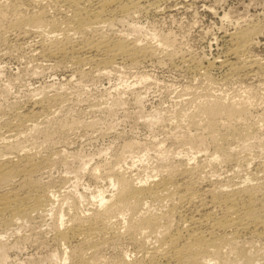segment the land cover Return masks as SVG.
<instances>
[{
    "label": "rangeland",
    "instance_id": "obj_1",
    "mask_svg": "<svg viewBox=\"0 0 264 264\" xmlns=\"http://www.w3.org/2000/svg\"><path fill=\"white\" fill-rule=\"evenodd\" d=\"M11 1L15 2V0H9V2ZM158 1V7L141 9V12L139 10V12L135 11L136 13H133V16H129L128 20H122V22L117 20L118 23L116 21L114 25H112L113 27L110 28L109 26V28H105V31L109 35H117V33L129 34V32H132L131 22L140 23L135 24L141 27L143 25V29H141L138 34L137 32L134 33V30V34H130L132 36L139 35L141 43L144 41L146 44L152 43L155 47L154 53L151 55L149 54L150 56L147 55V58L142 57V59H138L139 62L136 60V63H133L131 60L123 59L122 61V59H117V65H114V69L111 67L108 68L110 72L107 69L102 71V73L100 70H95V67L90 64H83V67L82 64L73 63L68 57H60L62 59L57 57V59L56 57L45 55L44 58V54H42V52L40 53L41 50L39 49L42 37L38 35L35 37L31 36L34 38L32 39L31 37L29 38V36H20L18 34L20 32L19 30H13V28L11 30V27H7L13 15L12 11L8 12V16L4 17L6 19L0 20V22H2L0 23V25H2L0 26V116L3 115L0 117V139L13 140L14 142L15 138L17 139L19 137L18 140L21 142L20 145H27L28 150L30 149L31 152L34 153V157L45 165L43 167L41 164L43 169L42 167L39 168L41 171L36 172L34 178H37L38 182L45 187L44 189L52 192L55 191L54 193H56V196L51 192L55 200V203L53 202L54 207L57 209L59 206L57 209L58 211H60L59 208L62 207L60 208L63 210L62 212L65 211L63 214H67L59 220V224L63 227L69 226L72 223L70 218L72 220L75 211L74 205L72 206V204H76L75 208L78 211H75L76 215L80 216L79 212H82L80 217H85L86 214H89L97 207L96 200L93 198L97 190L103 189L106 191L104 193L107 195H110V193L115 190V186L110 183V179L108 178V180L106 173H104L107 172L110 166L116 169L119 167L121 170L122 168L123 170L124 168H128L126 174L127 172L129 173V170H131L134 175H136V173L138 174V172L146 173L147 170L150 171L159 163L158 160L160 159L161 152L164 153L163 150H166V153L169 152L167 153L169 154L168 158L170 162H174L173 164L176 163L175 165H180V163L183 164L184 159H188L190 164L194 162L193 165H196L197 162L198 164L200 163V166L203 164V173L206 179L204 180L205 183L203 182L202 185L218 182L220 180L223 181L228 178L229 175L234 180H240L243 178V175L253 170L261 179V182L259 179L254 182L262 183V179L264 180V175H262L264 174V70H262V72L260 71L259 74L240 72V74L236 73L237 75H235V73H231L228 70L227 66L219 62L223 57L228 55L229 49L232 47V42L228 37L234 32V29L237 31L239 29H250L254 27L256 28L255 32H257H254L255 34L253 33L254 41L251 46H249L248 55L264 62V0ZM24 2L23 4L26 5L23 7L24 12H31L34 8L30 5V7L33 8L31 9L28 6V2L25 0ZM48 9H50V15L54 14L60 20L66 18L63 13L59 15L55 11V8L52 9V7H49ZM244 26H247V28ZM37 47L38 49L36 50ZM184 56H187V58ZM208 60H210V62ZM212 61L213 64L211 63ZM126 63L128 64L124 66ZM79 66L83 67V70H81ZM77 68L80 70H77ZM84 69L87 72L84 71ZM82 71H84L85 75ZM140 79L142 81H140ZM52 86L55 87L52 88ZM56 89L60 91L59 94ZM53 92L58 95L56 99H54L56 103L54 100H52L54 102L49 100L45 101V109L41 114L42 117L40 116V118H38V126L40 129L31 130L26 127V131H24L22 135L20 134L13 138L11 131L8 130L9 126L7 127L6 125H9V121L10 125L17 121V111L20 109H29L32 99L34 100V98H40V96L44 94H52ZM207 93L210 94V98H213L212 96L214 95H222L226 101L239 100L243 96H249L251 103L249 114H247L243 120L235 119L230 121L229 123L231 126H229V128L228 125L225 124L227 122V119H225L226 117L219 116L216 124L218 132L216 133H219V137L221 138L219 139L220 141L216 140V142L212 139V132L207 125H205V122H203V118L200 120V118L197 117L200 121L199 124L192 122L189 118L190 113L197 112V101L199 102L200 100L209 98L206 96ZM60 94H62L63 98H59L61 96ZM57 98H59V100ZM188 98L192 100H188ZM57 100L59 103H57ZM47 102L51 104L49 103L50 105L47 106ZM46 106L49 109L46 108ZM179 113L181 116H179ZM185 113L187 114L185 115ZM75 121L76 124L74 123ZM249 123L254 127L251 128V130H253L252 133L250 132L248 136L245 135V139H243L242 135H240L241 138H239V134L241 133L238 132H242L243 130L245 132V128L250 126ZM178 127L180 128L179 130H177ZM228 129H230V134H235L229 135L227 132ZM198 134L201 137L204 135L203 138L205 143H203L204 145L202 146H192L193 149H191L192 147L189 146L190 143H185L189 142L186 141L187 137L190 138V136L193 135V138H195L198 137ZM175 136H177L176 139ZM7 137H10V139ZM235 138L239 142L235 141ZM205 140H208V142ZM30 142L33 145H31ZM217 144H220V146L224 145L225 149L231 144L234 146H232L233 151L236 150L237 152L234 151L229 153L230 155H227L229 157L220 159L222 162L219 160L215 167H212L208 161L211 159L212 155L214 156V154H212L214 153L213 151H218L219 145ZM194 147L196 149H194ZM161 148L163 149L162 151ZM63 150L64 152H62ZM233 153L234 155L237 154V157L234 156ZM186 154H188L187 157ZM219 154L221 156L223 155L220 152ZM195 155L197 156L196 158ZM133 160L136 161L132 164ZM247 161H249V163ZM139 162L141 164H139ZM136 166L141 168H137ZM143 166L148 169L144 171L145 167ZM44 169H46V172ZM95 170L98 174L94 172ZM144 173L141 174L144 175ZM132 174L130 173L129 175ZM15 187L19 192H22V190L24 192H26V190L28 191V188L25 186H23V188L21 186ZM18 187L21 190L18 189ZM100 187H102V189ZM76 198L79 200H76ZM73 200L76 203H74ZM79 208L82 210H79ZM52 210L46 211L45 213L42 212L43 214L34 213L31 220L29 219L26 223H22V226L21 224L20 226L14 224V226L12 225L13 227L9 225L10 228H8L4 226V224L0 225L2 240H4L8 246L10 245L7 250L9 255H7V259L3 264H73L78 261L79 253H75L73 250L74 246L78 244L77 240L74 238L72 240L71 238L70 241H67L64 245L62 241L55 239L57 237L54 235L56 233L54 226H56V215L58 213ZM69 211L73 213L71 214L72 217L69 215ZM113 220L118 221L119 219L114 217ZM62 221L63 224L61 223ZM120 221L122 220H119V224H121ZM122 233L117 235L119 241L116 236H113L112 239L108 237L109 239L107 238L108 240L106 239V242L104 241L106 244L103 242V244L100 245L101 248H99L97 254V264L120 263L123 257H125V259H127V257L128 259L134 257L131 259L134 260L139 258V254H142L139 258L140 264H147L143 258L142 250L137 248V245L140 247L139 243L137 244L138 241L136 242L129 232L126 233V231H124V235ZM246 234H241L243 237V239L240 237L241 241H245L246 239L252 240L254 238V241L258 242H254V244H257V247H263L264 238L261 237L263 239L262 241L260 237H250L249 234ZM128 240L131 242H128ZM67 244L70 245L68 246ZM259 244L260 246H258ZM65 251L68 252V256H66ZM124 252L126 254L129 252L127 254L128 256ZM64 258L66 259L63 260ZM263 259L262 257V260ZM159 261L158 263L161 264L166 263L164 260Z\"/></svg>",
    "mask_w": 264,
    "mask_h": 264
},
{
    "label": "bare ground",
    "instance_id": "obj_2",
    "mask_svg": "<svg viewBox=\"0 0 264 264\" xmlns=\"http://www.w3.org/2000/svg\"><path fill=\"white\" fill-rule=\"evenodd\" d=\"M25 1L28 2L29 7L31 5L34 8L33 9L30 7L31 9H33L31 12H26V11L24 12L23 7L26 6L23 4L24 0H15V2L11 1L12 3L9 2V0H0V20L2 21L3 19H6L4 17L8 16L9 14L8 12L12 11L13 15L11 14L12 17L9 20V24L7 27H11V30L12 28L13 30L14 29L19 30L20 32L18 34L20 36L21 35L29 36L30 38L31 36L35 37L38 35L42 37L39 49L41 50L40 53L42 52V54H44L43 55L44 58H45V55L53 56L56 58L57 57L59 58L68 57L73 61V63L75 62L77 64H82L83 67H84L83 64H90L95 67L94 68L95 70L96 69L100 70V72L102 73V71L107 70L108 68H111V67L113 68L115 64L117 65L116 63V61H118L117 59H122V61L123 59L131 60L133 63H136V60L140 58L142 59V57L145 58L147 55L149 54L151 55L155 51V47L151 43V41H150L151 44H149L148 42H147L148 44H146L144 43L145 41L141 43L139 35L132 36L130 34V33L134 34L135 32H137L138 34V32H140L141 29H143L142 28L143 25L141 24L142 25L141 27L140 25H138L140 24L138 22H135L138 24L131 22L132 32H129L131 36L128 33H120V34L117 33V35L116 34L109 35L105 31V28H109V26L110 28L113 27L112 25H114V23L117 20H120L121 22L122 20L124 21L126 19L128 20V17L133 16L132 14L136 13L138 10L140 11L141 9L158 7V3H157L159 2L158 0H152V1H149V0H46V1L45 0H25ZM49 7H52V9L55 8L56 9L55 11L59 15H61L62 13L63 15L65 14L66 18L64 20L63 19L60 20L54 14H53L54 16L52 14L50 15L49 14L50 9H48ZM244 27L247 28V26H244ZM133 30H134V33H133ZM255 30H256L255 27L250 28V29L249 28L239 29L237 31H235L234 29V32H232L230 34V37H228L230 38L232 42V47H230L231 49H229L230 51L228 55L226 57H223L219 62L227 66L228 70L231 73H235V75H237L236 73L240 74V72H246L247 74L249 73L259 74L260 71L262 72V70H264L263 61L248 55L249 46H251L252 42L254 41L253 36L257 32V31L255 32ZM165 41H168V40H165ZM37 49L38 47L36 48V50ZM184 57L187 58V56H184ZM208 61L210 62V60ZM213 61L211 62L212 64H213ZM137 62H139V60ZM127 64L128 63L124 64V66H126ZM208 64L211 65L210 63ZM83 67H80V69L83 70ZM78 69L79 68H77V70ZM84 71L86 70L84 69ZM84 71H82L83 74H84ZM229 73H228V76H229ZM140 81L142 80L140 79ZM53 87L55 86H52V88ZM56 91L59 94L60 91H58L57 89ZM62 94L60 95L62 96ZM209 95L210 94L207 93L206 96L209 97ZM57 96H58L57 93L53 92L52 94H44L43 96H40V98L33 97L34 100L32 98H31L32 101L29 100L31 101V107L29 109L18 110L17 115H16L17 121H15V123H12L11 125L9 121V125L8 124L6 125L7 127L9 126L8 130L11 131L13 138L14 136H18L20 134L22 135V133L26 131L25 130L26 127L31 130L40 129L38 126V122H39L38 118H40L41 114L43 113L45 109V103H46L45 101H48V100L52 101L56 99ZM61 96L59 98H63V96L62 97ZM212 97L213 98L209 97V98H206L205 100H200L199 102L197 101V104H196L197 112L193 110L195 113H190L189 118L192 122L194 123L196 122V124H199L200 122L197 119V117H199L200 120L203 118V122H205V125H207L209 130L212 132L211 134L212 139L215 140L216 142V140H219L221 138L219 137V133L218 134L216 133L218 132L216 128L217 126L216 124H217V120L219 116L226 117L224 118L227 119V122L226 123L224 122V123L227 124L229 128V126H231L229 123L230 121H233L235 119L243 120L246 117V115L249 114L248 112H250L249 108H250L251 103L249 100V96H246V97L243 96L244 98L239 97L240 98L239 100L235 99L232 101H226L222 95L221 96L214 95ZM59 98L57 99L59 100ZM194 98H195V95H194ZM189 99L191 98H188V100ZM58 100H57V103H59ZM114 100L116 101L117 99H114ZM54 101L56 103V100ZM49 103L47 106L51 104ZM47 106L46 108H48ZM186 114L187 113H185V115ZM179 116H181L180 113H179ZM197 120H198V123H197ZM74 123L76 124V121ZM249 125L250 126L247 125L248 127L246 128L244 127L246 130L245 132L244 130L242 132L241 131L238 132V133H241L239 134V138H241L240 135H242L243 139H245L244 138L245 135L248 136L250 132L252 133L253 130H251V128L253 126L250 123ZM179 129L180 128L178 127L177 130ZM229 131L230 129L227 130L229 135L235 134V133L230 134ZM223 135H226V134H223ZM203 137L204 135L201 137L198 134V137L193 138V135H192L190 136V138L187 137L186 141H189V142H185V143H188V144L190 143L189 146L191 147L192 146L196 147L199 145L202 146L204 145L203 143H205ZM18 138L17 139L15 138L14 142L13 140L10 141V140L0 139V188H1L0 225L4 224V226L8 228L13 227L14 224L19 225V226L21 224L22 226V223L24 224V222L26 223L29 219L31 220V217L33 216L34 213L43 214L42 212L45 213L46 211H51L54 208L52 211L53 212L57 211L58 213L56 215L57 216V222H55L56 226H54L55 227L54 229L56 230L55 231L56 233L54 235L55 237H57L55 239L62 241L64 245L66 244L67 241H70L71 238L72 240L73 238L77 240L78 244L76 245L75 243L76 246H74L73 250L75 251V253L77 252L79 253V259L76 263H73V264H97L98 263L97 254H98L99 248H101L100 245L103 244V242L108 237H111L112 239L113 236L117 237V235H119L122 232L124 233V231H126V233L129 232L131 236L136 240V242L138 241L137 244L139 243L140 247H138V245L136 244L137 248H140V250H142L143 258L145 259L147 264H157L159 260H164L166 262L165 264H264V259L262 260V257L264 258V245L263 247H257L256 246L257 244L256 245L254 244V242H257V241H254V238L252 240L246 239L247 241L240 240V237H242L241 236L242 233H245V234L247 233L250 235V237L264 238V182H263L264 180L262 179V183L254 182L255 180L257 181V179H259V181L261 180L259 175L253 172L254 170L251 172L248 170L249 172L243 175V178H241L240 180L239 179L234 180L229 175V177L224 179L223 181L219 179L220 181L218 182L216 181L217 183L214 182V183H208V184L202 185V183L206 179L203 173V164L201 165L202 167L199 165L200 163L198 164V162L197 164L195 163L196 165H193L194 162L190 164L188 159L187 160L184 159L185 162L183 160V164L180 163V165H175L176 163L173 164L174 162H170V159L168 158L169 154L167 153L169 152L166 153V150L164 151L161 148V151L163 150L164 153L161 152L160 157L158 156L160 158L158 160L159 163L155 167H153L150 171L147 170L148 169L147 167L143 166L145 167L144 171L147 170L146 173L137 171L138 174L136 173V175H134V173L132 174L131 170H129V173L127 172L128 174L127 175L126 171L128 168L127 169L124 168V170L126 169L124 171L122 167H121L122 168L121 170L119 167H118L119 169L118 168L116 169V168H112L111 166L107 170V172L103 171L104 173H106L107 179L108 178L110 179V183L115 186V190L113 192L111 191L112 193H110V195H107L104 193L106 191L103 190L102 187H100L102 190H97L95 192L96 194H94V196L92 195L93 198L96 200L97 207L93 209V211L90 212L89 214H86L85 217L84 216L80 217L82 212H79L80 216L76 215L75 211L78 212L75 208L76 204H72V206L74 205L73 207L75 209L74 214L70 213L69 211L70 213L69 215L73 214V217L71 215L72 220L70 218V221L72 223L69 226L63 227L61 224H59L60 223L59 220H61L62 217L64 215L66 216L67 214H63L65 211L62 212L63 210L60 209L62 207L59 208L60 211L57 210L59 206L57 207V209L56 207H54L53 204L55 203L54 202L55 200L51 194L52 191L50 190L48 191L47 189H44L45 187H43V185H41L38 182L37 178L36 179L34 178L36 172L41 171L39 170V168H41L43 164L41 163V161L37 160L36 157H34V153L31 152L30 149H29L30 151L28 150L27 145H24V144H23L24 146L20 145L21 142H19ZM176 138L177 136H175V139ZM3 139H4V136H3ZM8 139H10V137ZM208 140L207 141L205 140V141L208 142ZM235 141H238V140L236 139ZM220 144H217L219 145L218 151L214 150L213 151L214 153H212L214 154V156L212 155L213 157L211 156V159H209L208 161V163L212 167H215V165L217 164V162H219L220 159L229 157L227 156V155H230L229 153L236 151V150L233 151V148H232L233 145L231 144H229V146H227L226 149L224 145L220 146ZM195 147L194 149H196ZM191 149H193V147ZM62 152H64V150ZM215 152H218V153H215ZM219 152L223 154L222 155L223 157L219 154ZM62 155H65V154H62ZM187 155L188 154H186V157ZM196 157L197 156L195 155V158ZM234 159L236 160L235 157ZM135 161L133 160L132 164L133 162L135 163ZM220 162L222 161L220 160ZM247 162L249 163V161ZM139 164L141 163L139 162ZM210 165H207V166H210ZM44 166L45 165H43V167ZM120 166H123V165H120ZM130 168H135V167H130ZM44 170L46 172V169ZM47 170H48V167H47ZM96 170L94 172H96ZM130 173L132 175H129ZM141 173H144V175ZM15 186H19V187L21 186L22 188L23 186H25L28 188V191L24 187L27 193L24 192L23 190L22 192L24 193H22L21 191L19 192ZM19 187L18 189H20ZM55 194L56 193H54V195ZM69 199L72 200L71 198ZM77 199L78 198H76V200ZM79 210H82V209L79 208ZM114 217L118 218L119 220H122L120 221L121 224H119V220L118 221L113 220ZM61 223L63 224V221ZM1 234H2V231H0V264H3L7 259V255H9V253H7V250L9 249L10 245L8 246V244L4 240H2ZM262 238L260 240L263 241ZM135 240H134V243H135ZM128 242H131V241L128 240ZM258 246H260V244ZM65 253H66V256H68V252L65 251ZM128 253L129 252H127V254ZM141 255L139 254V258ZM134 256H137V255H134ZM77 257H78V254H77ZM139 258L131 260V259H128L127 257L128 259L127 260L125 259V257H123V259L121 258L120 260V258L118 257V259L121 262L119 261L120 263L117 262L114 264H140ZM65 259L66 258H64L63 260ZM158 264H161V263H158Z\"/></svg>",
    "mask_w": 264,
    "mask_h": 264
}]
</instances>
